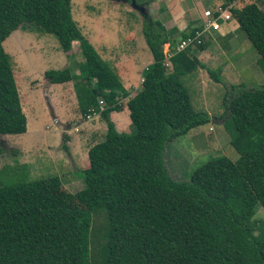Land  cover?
<instances>
[{"label": "trees", "instance_id": "obj_1", "mask_svg": "<svg viewBox=\"0 0 264 264\" xmlns=\"http://www.w3.org/2000/svg\"><path fill=\"white\" fill-rule=\"evenodd\" d=\"M229 10L264 63V10L252 0ZM147 19L143 34L153 62L130 97L119 72L74 20L72 0H0V135L28 129L4 48L26 25L55 34L67 54L80 42V74L67 66L45 75L51 83L73 80L82 116L100 113L108 126L105 138L89 149L90 165L81 170L85 186L77 192L59 176L30 180L27 165L2 164L4 148L18 150L1 143L0 264H264V216L257 217L261 207L264 212V84L227 88L226 122L235 130L230 143L239 159L212 157L188 179H175L166 159L171 141L211 121L194 107L183 80L202 65L195 52L205 44L177 50L203 27L168 30ZM166 43L173 53L169 64ZM208 72L227 84L220 69ZM128 97L133 130L122 132L111 113L122 111ZM62 138L69 152V137ZM5 172L17 180L5 184ZM101 212L106 219L93 228V215ZM92 235L98 250L91 248Z\"/></svg>", "mask_w": 264, "mask_h": 264}, {"label": "rangeland", "instance_id": "obj_2", "mask_svg": "<svg viewBox=\"0 0 264 264\" xmlns=\"http://www.w3.org/2000/svg\"><path fill=\"white\" fill-rule=\"evenodd\" d=\"M220 1L223 2V0H206V3L212 8ZM161 9L163 6L158 0H72L74 20L102 57L116 68L125 86L130 85V97L135 95L141 86L143 79L141 71L145 67L143 60L149 56L150 49L143 34L144 23L148 20L147 16L153 18V21L161 22L160 15L157 16ZM4 48L11 56L22 107L28 118L29 132L24 135L8 134L5 137L0 135V148L3 144L18 150L17 154H14L10 149L4 148L2 164L6 163L15 167L27 165L30 180L59 176L65 181L64 184L70 191L77 192L83 189L85 181L81 174L82 168H78L79 165L82 167V164L78 160L69 162L68 151L62 147L63 139L53 129L54 125L59 124L53 117V107L56 108L61 120H68L67 114L76 112L81 115V108L76 103L74 94V98L69 93L60 95L59 91L63 85L51 83L45 75L47 70L63 69L67 66L71 67L74 74H80L81 63L84 61L80 42L74 41L71 53L67 54L61 48L55 34L38 30L34 25H26L4 41ZM167 49L166 43L164 51ZM243 52H236L230 61L234 62L242 57ZM261 67L264 68L262 61ZM225 68L226 66L215 68L221 70L222 78ZM232 78L236 81L231 82L233 85L249 87L246 81L234 76ZM185 79L188 78L184 77L183 80ZM69 82L74 85L73 80ZM214 82V92L207 95L212 102L210 106L213 108L211 121L195 127L187 135L178 137L170 143L166 159L170 174L175 179H188L198 166L212 157L225 155L234 161L240 157L230 143V138L235 132L231 122L227 121L223 124L215 120L216 117L221 118L225 112L224 102L229 83L215 80ZM66 85L72 86L68 83ZM68 99L73 101L69 102ZM128 99L129 97L123 99V104H126ZM226 118L225 113L223 119L226 120ZM73 119L75 118H71ZM123 119L122 115L120 120L123 121ZM75 121L73 120L74 123ZM101 122V132L96 130V138L89 140L91 144L94 140H101L102 131L106 134L107 123L103 118ZM42 124H46L47 133H39L40 130L43 131L38 128ZM132 130L133 126L130 123L122 132ZM68 146L73 148L70 141ZM1 180L5 184H12L17 179L14 181L13 176L5 172ZM263 216L261 207L257 217ZM105 219L103 212L95 213L93 228L100 227ZM101 241L103 242V239ZM91 248L99 249L96 235H92Z\"/></svg>", "mask_w": 264, "mask_h": 264}, {"label": "crops", "instance_id": "obj_3", "mask_svg": "<svg viewBox=\"0 0 264 264\" xmlns=\"http://www.w3.org/2000/svg\"><path fill=\"white\" fill-rule=\"evenodd\" d=\"M158 1L163 6V9L160 10V13H158L157 16L160 15L162 20L161 23L168 30L174 29V27H177L180 30H185L190 24H193L194 27H203L205 22V10L214 9L215 7L224 3V0L223 2L220 1L217 5L211 8L210 6H207L208 4L206 3V0ZM245 1L247 0H234V2H232L230 5L235 4L242 6ZM252 1L257 2L264 10V0ZM203 43L205 44L203 50H200L197 47L194 48L198 49L195 53L202 62V65L199 66L194 72L186 75L185 78L188 79H185L184 81L190 90L192 102L196 109L207 111L210 115L213 109L210 106V103L212 102L209 100V96H207L208 94H212L214 92L213 89H215V82L208 72L209 68L215 69L219 68V66H226L223 78L229 84H232L231 82L235 81L233 80L232 76L246 81L247 86L249 87L261 86L264 84V68L261 67V57L244 31L240 28L239 22L233 15L230 19L221 20L219 29L211 28L207 30L204 34ZM238 51H244V55L239 57V59L234 62L230 61V58ZM143 61L145 66L144 69L153 62V55L151 54L150 50L149 56ZM143 70L141 71V75ZM67 83L72 85L70 82L58 83L60 86L61 84L63 85L61 86L62 89L59 91V94L61 95L63 93H69L70 96H73L74 94L76 103L78 104L74 85L69 86L66 85ZM126 88L129 89L130 85H127ZM68 100L69 102L73 101V99ZM121 114L124 116L123 121L120 120L122 116ZM79 115L76 112L71 115L67 114L66 117H68V120H61L56 108L53 107V117L55 121L59 123L58 126L53 124V129L61 135L60 137H62L63 134H67L69 137L67 143L69 145L70 141L71 145L73 146L72 149L69 146V162L78 160L82 164V167L79 165L78 168L85 169L90 165V147L102 141L104 139L105 132L102 131L101 140H94V142L91 144L89 140L96 138V130L101 132V114L96 113L89 116L88 118L83 117L82 114L80 117ZM224 115L225 112L222 114L221 118L216 117L215 120L220 121L223 124L226 123V120L223 119ZM71 118H75L73 119L76 120L75 123L73 120H71ZM111 118L120 131H125L131 123L130 110L128 108L127 102L123 105L122 111H113L111 113ZM78 120L80 121L79 123ZM46 124H42V127L38 126L39 129H43V131L40 130L39 133H47L45 130ZM27 132H29V127L25 133ZM25 133H23V135ZM73 176L77 177V175ZM62 181L64 184L65 181L63 179ZM64 186L66 187L65 184Z\"/></svg>", "mask_w": 264, "mask_h": 264}, {"label": "built area", "instance_id": "obj_4", "mask_svg": "<svg viewBox=\"0 0 264 264\" xmlns=\"http://www.w3.org/2000/svg\"><path fill=\"white\" fill-rule=\"evenodd\" d=\"M232 5L224 7L223 5L217 6L214 10L212 9H206L204 12L205 22L202 29H199L196 31V33L192 36L187 37L186 39H182L179 43L177 50L182 51L189 46H197L203 43L204 34L207 30L213 28V29H219L220 27V20L221 19H230L232 17V13L230 12V7ZM215 13H217L215 15ZM168 44V49L165 50L166 54V62L169 64V58L173 55L170 49V44ZM100 103L102 104L101 108L103 109V100H100Z\"/></svg>", "mask_w": 264, "mask_h": 264}, {"label": "clouds", "instance_id": "obj_5", "mask_svg": "<svg viewBox=\"0 0 264 264\" xmlns=\"http://www.w3.org/2000/svg\"><path fill=\"white\" fill-rule=\"evenodd\" d=\"M234 5V4H233ZM229 6V5H228ZM213 10V9H212ZM143 81V80H142ZM104 108V107H103Z\"/></svg>", "mask_w": 264, "mask_h": 264}, {"label": "water", "instance_id": "obj_6", "mask_svg": "<svg viewBox=\"0 0 264 264\" xmlns=\"http://www.w3.org/2000/svg\"><path fill=\"white\" fill-rule=\"evenodd\" d=\"M5 137V135H3Z\"/></svg>", "mask_w": 264, "mask_h": 264}]
</instances>
